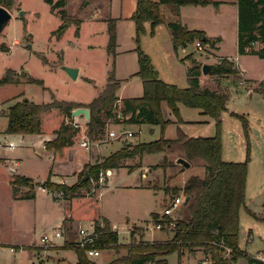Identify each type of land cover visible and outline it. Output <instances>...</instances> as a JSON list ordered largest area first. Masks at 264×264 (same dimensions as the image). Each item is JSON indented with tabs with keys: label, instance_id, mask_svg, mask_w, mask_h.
Listing matches in <instances>:
<instances>
[{
	"label": "crops",
	"instance_id": "obj_1",
	"mask_svg": "<svg viewBox=\"0 0 264 264\" xmlns=\"http://www.w3.org/2000/svg\"><path fill=\"white\" fill-rule=\"evenodd\" d=\"M213 1H218L219 4L215 5L213 3H208V5L205 6L194 4L182 5L179 7L178 15L172 13L169 5L161 4L165 20L155 27L153 34H150L149 32L150 23L145 22L144 31L139 34V43L136 42L135 22L130 19V16L135 11L137 6L136 0H63L64 5L54 10V13L56 12L55 14H57L59 9H64L66 10L69 17L71 16L79 19L81 22L78 25L77 33L75 31V38L68 43V48L72 49L71 53L68 54L69 57L65 54V49L61 48L59 50H55L57 59L52 60L46 56L49 63H43L51 68L56 66L61 68L62 66H67L70 68L76 67L78 72L76 78L80 76L85 82L93 83V77H91V75L87 72V69L90 68V64L88 65L86 63V58L88 55L97 56L100 60V67H108L106 69L107 73L105 85L107 83L109 73L112 71L114 78L119 82V86L116 91V108L113 110L115 117H108L105 119L104 113L102 112L101 117L105 119L106 123L105 134H97L98 137L93 139L88 136V121L84 117L81 118L74 115L72 116V114L68 115L63 113L59 108H55L51 111L43 112L41 114V126L38 134H11L7 133L6 131L8 126L7 107L13 103L15 97L18 99L21 97H27L29 100L38 104L50 101L54 93L49 98L46 96H41V98L34 99L32 96L26 95L25 91H21L15 96L0 100V264H6L8 260H11L9 264H35V261L38 259L40 261L42 258L50 264H67V262L74 264L76 263V254L74 250L61 248L57 249V247L61 246L64 241L72 238L71 235H73V233V238L74 240L76 239L78 229L77 226L79 228H93L94 220L99 219L101 216L107 218L112 228L118 232V241L120 237V227H122L123 231H126L130 236V228H132V225H140L142 223H139V221H136L137 223L135 221L131 222L129 220L118 222L103 209L101 210L99 208H97L98 210L93 211L92 214H89L86 210L92 199H96L98 195L104 193V191L109 190L110 188H145L154 192L155 194H157L159 190L163 189L166 194H170V191H167L166 188H163L162 178L160 177L161 179H159L156 177V175L147 171L148 163H146V155H149V153H145L142 156L135 154L131 157H126V159L120 161L119 167L109 168V174L106 177V181L104 182L103 186H92L90 189L82 188L80 190V196H75L73 198H66L64 195L57 196V191H50L46 187L45 189H42L39 188L38 185H31L33 187L34 197H23L24 193L29 190L28 185L19 186L17 191L18 196L14 197L12 194L11 184L13 176L19 175L22 177L25 176L31 178L35 184H40L42 181L44 183L46 181H50L52 183H65L67 185H73L76 181H78L80 177L79 174L86 166L102 160L112 152L124 147L125 144L141 143V141L132 142L129 137H133L135 135H138L139 137V135L142 134V127L144 125L149 126V129L154 134L156 133L158 135L162 134L163 132L164 138L177 139L176 137L178 127L181 128V130L186 133L188 137H194L198 135L188 132L189 128L205 125L206 123L208 125L212 124L211 120L204 118L207 115L202 114L197 108H194L197 110V112L196 116L193 118V116L188 113L189 111H187L193 108H189L179 102L177 104L179 107L181 121H177L167 104L164 102L161 103L164 118L172 121V123H169L163 129L161 128L160 124L158 125L147 122L140 123V119H136L135 122L131 123L124 122L125 119L131 116V112L126 113L124 117L122 116L121 111L124 108V98L140 97L144 90L143 80L137 75L138 53L135 51L137 46H139V48H141V50L150 57L154 69L157 70L159 77L163 81L174 85L176 84L182 88L188 87L186 69L187 61L184 63L182 58L192 53L185 50L188 45L191 44H188L187 46H179L176 51L177 53L173 52L172 37L170 35L168 26L170 22L179 20V22L188 30H201L204 32L206 37L217 38L218 40L215 42L212 48L215 51L214 55L216 59L218 60L219 58L227 57L233 61L236 68H238L237 73L227 74V76H218L213 73L205 75L201 73V75L198 77V83L201 89L216 90L221 86L228 92V100L226 101L227 108L226 111L222 113L221 120L223 114L233 112L228 108V103L231 99H234L235 102H245V104L250 102L253 105L254 102H261L264 105V85L262 87L260 86L262 82V84H264V57L260 58L256 54H252V59L250 60L255 64L256 67H258V71L254 72L251 70V68L248 69L247 66L241 62V57L243 56L238 55V52L236 55H230L228 53L225 54V51L223 50V46L228 39H230V42L237 44V0ZM48 6L51 8L50 4H48ZM26 9L27 7L23 6L21 0H15V7L12 10H9L11 11L12 16L14 12L15 16L21 17L22 13H24ZM110 18L116 20L117 37L115 56L107 53V43L109 40L107 26L108 20ZM72 23L73 22H70L67 27L70 28ZM8 24L3 29L0 36V46L4 44L9 47V50H0V54L3 51L6 53L11 52L12 44L18 45L20 43V37L14 33V27L11 30L8 29L6 32L4 31L8 27ZM54 30L55 28H50L49 31L54 33ZM66 30L67 29H65L64 32ZM86 32L89 33L86 35ZM22 35L25 37L26 42H29V34H26L25 29H23ZM59 36L58 38H60ZM29 45L30 44H28V46ZM28 48L31 47L29 46ZM258 48H260V46ZM30 51L34 54L40 53L32 48ZM231 56H234V59H231ZM216 62L217 61H209L205 63L209 64ZM160 68L163 70H160ZM20 71L21 69L17 72ZM61 71L64 72V70ZM64 73V75L67 74V72ZM231 76H233V80H235L236 84L235 86L228 88L222 84V81L225 79L228 80L231 78ZM66 77L69 76L66 75ZM22 82L25 84L26 81L23 79L17 84H7L18 86ZM185 82L187 84H185ZM27 84L29 85L32 83L26 82V85ZM105 85L102 87L95 86L93 91L87 88L88 96H72L69 98H60L57 97L56 94L53 96L60 100L88 104L93 98L97 97L104 90ZM44 87L47 89H43L41 87V90L49 92L50 88L46 85H44ZM135 88H137L136 93H134ZM87 108L89 109L90 116V108ZM136 113H138V111ZM211 119L213 120V118ZM114 120L116 122H113ZM62 123H71L78 128L76 134L71 138L72 143L64 146L61 151L57 152L53 149H47V141H51L55 138V131L62 125ZM112 125H116L117 127H129L130 125L137 127V130L133 131L132 129L126 127L122 130H119L117 127L112 129L109 128ZM108 130H113L116 132L118 131L117 134L121 136L110 137L108 133L106 135ZM125 132H131V135H122V133ZM115 141H117V143H115ZM9 142L13 143L12 147H9ZM83 142H85L86 145H83ZM116 144L119 145L116 146ZM108 145L110 146L108 147ZM109 148H111V150H108ZM160 152L162 156H167L166 151ZM179 152L177 151L173 160L170 159L174 164L176 158L180 156ZM133 157H138V160L136 161L137 165H135L133 169L130 170V162L128 158H132L131 160H133ZM178 171L181 170L178 169ZM120 174H127L131 175L132 177L133 175L137 174L139 176L132 184H122L118 182V177ZM185 180H183L182 184ZM156 181L158 183H156ZM96 190L97 193L95 194ZM174 197L170 196V200L167 201V204L164 205V207H166ZM23 203H28V209L33 213H38V219L40 220V223L44 225V228L54 229V232L59 230L63 231V236L55 239L54 246L46 245L43 243V241L41 242L40 238L35 239V237L32 235L26 237L25 241L20 239V237L24 235L27 236V232L25 230H16L21 221V212L18 211L19 205ZM249 205L246 206L243 204L247 212L251 210L255 214L253 215L251 212H249L254 223H249L251 227L249 228L247 237L244 239L245 246L242 245L243 242L241 241H239V245L241 250H243L246 254L251 255L254 258H258L264 262L263 246L255 250L253 253H248L246 249L248 244L250 242H254L255 240L264 245V239L260 234H258L257 230H255V226L260 228V224H264V222H261L257 218L264 216V199L258 204H255L254 200H250ZM177 210L178 209H176L170 216L173 217L172 215L176 213ZM83 211L84 213H82ZM149 211L150 214L152 212H157L154 210ZM162 212H157L160 218L163 215ZM148 217H150V219L146 221V223L150 222L149 224L152 225L153 228H151L152 230H146L145 228V237V231L144 233L142 232L140 234V236L143 234L142 238L144 240L163 242V240L171 238V227L156 229L154 228V223L151 222V216L149 215ZM83 223H86V226H83ZM14 231H16L18 234H15ZM165 232L169 233V236H167ZM137 234L138 232L134 233L132 236H136ZM111 250L114 251L113 248L102 249L100 254L107 253V255H109ZM201 253H203L207 259H201L198 261V264H200L202 261H205L206 264H212L209 255L205 254L202 247H197L193 251L186 253L184 256L187 259H195V257ZM111 258L105 260L103 263L109 262ZM240 260L242 259L240 258L235 262L227 264H240Z\"/></svg>",
	"mask_w": 264,
	"mask_h": 264
},
{
	"label": "trees",
	"instance_id": "obj_2",
	"mask_svg": "<svg viewBox=\"0 0 264 264\" xmlns=\"http://www.w3.org/2000/svg\"><path fill=\"white\" fill-rule=\"evenodd\" d=\"M137 6L130 16L136 25V42L139 43V34L144 31V23H150V34L154 33L155 27L162 23L164 13L161 4L169 5L172 13L178 15L179 7L182 5H208L213 3L218 5V1L213 0H136ZM52 9L62 7L63 0H46ZM0 5L12 9L15 7V0H0ZM239 7L238 21V40L237 50L240 54L253 53L264 57V45L255 49L251 43L262 42L264 44V0H237ZM57 13L61 20L70 23L72 19L64 9H59ZM170 35L172 37L173 52L177 51L179 46H187L195 40H200L204 44H209L212 48L217 38L207 37L201 30H188L179 20L168 24ZM65 29L61 25L54 30L59 35ZM77 33V30H76ZM109 40L107 43V53L115 56L116 47V20L109 19L107 26ZM0 50L8 51L9 47L2 44ZM138 53V72L137 75L143 80V93L140 97L124 98V108L121 111L124 117L126 113L131 112V116L124 122H135L140 119V123L147 122L160 124L165 128L171 120L165 119L162 111V102L168 105L177 121H181L178 102L189 108H197L202 114L215 120V133L209 137L194 136L188 137L181 128H177V139L164 138L163 132L153 141H143L138 144H125L121 149L112 152L102 160L88 165L79 174L78 181L73 185L65 183L45 182V187L50 191H62L64 197L73 198L80 196V190L91 186L93 177H99L100 172L109 170V168L119 167L120 161L135 154L142 156L145 153H156L160 151L179 149L180 156L184 157L189 163L197 160L205 162V174L189 176L181 186L166 188L171 194L177 196L180 191L185 198L186 203L182 202L177 210L178 217L173 218L170 215H162L160 218L157 212L151 213V222L162 225V228L171 227L172 236L170 239L161 241H148L132 239L127 244L119 243L118 232L112 228L107 218L101 216L94 220L93 227L97 232V244L101 249H114L116 256L109 262L103 264H168L166 256L176 252L180 259L182 255L193 251L197 247H202L205 254L209 255L212 264H227L237 261L239 257L247 258L249 264H264L258 258L246 254L241 250L238 240L239 235V209L245 200V184L247 178L248 158L243 161H225L222 158V141L220 137L221 115L226 111L228 92L221 86L216 90L201 89L198 83V77L202 73V63L196 60L194 52L182 58L187 61L188 87H179L176 84L166 83L159 77V73L154 69L150 57L144 53L139 46L135 49ZM177 53V52H176ZM40 58L45 64L48 59L44 55ZM233 61L229 58H219L216 62L213 74L218 76H227V74L237 73ZM5 75L0 77V86L7 83H20L23 79L27 83L38 84L43 89L41 78H35L32 75L21 70L17 72L11 68L6 69ZM263 83V82H262ZM261 83V84H262ZM119 82L114 78L113 71L109 73L104 90L90 103L82 104L75 101H65L57 99L52 95L48 102L34 103L27 97L14 98L13 103L7 108V133L11 134H38L40 131V117L43 112L59 108L63 113L70 115L74 107L87 106L90 108L88 120V136L97 138L98 135L105 134V119L115 117L113 110L116 108V91ZM147 106V107H145ZM138 111V113H136ZM104 113V118L101 113ZM241 117V116H240ZM242 118V117H241ZM243 119V118H242ZM113 122H116L115 120ZM78 128L71 123H62L56 129L55 138L47 141V149L61 151L64 146L72 143L71 138L76 134ZM160 166H172L174 163L164 156ZM85 170L89 177L83 180ZM12 194L17 197L19 186L28 185L29 190L23 197H34V183L29 177L14 175L11 181ZM32 185V186H31ZM22 197V198H23ZM184 201V200H183ZM255 215L251 210H249ZM264 222V216L257 217ZM142 230L139 226H134L131 235L136 231ZM74 237V236H73ZM57 247V249H72L76 254L75 264H100L89 258L83 247L75 244L74 238ZM225 247L229 248L227 252ZM121 250L123 252L121 253ZM181 260V259H180Z\"/></svg>",
	"mask_w": 264,
	"mask_h": 264
},
{
	"label": "rangeland",
	"instance_id": "obj_3",
	"mask_svg": "<svg viewBox=\"0 0 264 264\" xmlns=\"http://www.w3.org/2000/svg\"><path fill=\"white\" fill-rule=\"evenodd\" d=\"M21 3L24 7H27V9L24 11V13H22L21 17L15 16V13L13 12V16L9 20L8 27L4 30L6 32L8 29L11 30L14 27V33L16 35H19L20 38H18L20 39V43L18 45L12 44L11 52L6 53L3 51L0 54V77H3V75H5L4 73L8 68H12L17 71L21 69L36 78L38 77L43 79L44 85L48 86L50 90L49 92H45L41 90L42 88L40 85H26V82L25 84H23L22 82V85L20 84L18 86L7 84L0 86V100L6 98L8 99L12 96H15L16 94H19L21 91H25L26 95H30L34 97V99L41 98V96H46L49 98L53 93L60 98H69L72 96H88V89H91L93 91V89H95V86L102 87L105 85L107 73L106 69L108 67H100V60L97 56L88 55V57L86 58V63L88 65L90 64V68L87 69V72L91 75V77H93L94 80L93 83H87L80 76L75 79L66 74L72 79L71 80L69 77H66V75H64L65 71H61L63 70L61 67L56 66L54 68H51L45 65L40 56L37 55H45L48 58L54 60L57 59L55 50L64 48L65 54L69 57L68 54L71 53L72 49L68 48V43L75 38V31L77 30L78 25L81 22L79 19V23H77V20L72 19L70 22L73 23L70 28H68L67 25L69 23L61 20L60 15L58 13L55 14L56 12L54 13V10L56 8H50L46 0H21ZM238 15L239 7L237 5V16ZM61 25H65V29H67L65 32L63 31L64 33L62 32L59 34L61 36H59L57 32L53 33L49 31L50 28H55L56 30ZM23 29L26 30V34H29V42H26L25 37L22 35ZM88 33L86 32V35ZM58 36L60 38H58ZM28 44H30L29 46L32 49L37 50L40 53H32L30 51L31 48H28ZM262 45H264L262 42H255L254 48L257 49ZM236 47L237 44L230 42V39H228L223 46V50L225 51V54L228 53L230 55H236L238 52ZM212 48L209 47L208 50L197 51L195 49V43L192 42L191 45H188L185 50L187 52H194V57L197 58L196 60L204 64L205 62L209 61H217L214 55L215 51ZM252 54L253 53L240 54L238 52V55L243 56L241 57V62L245 64L248 69L251 68L252 71L257 72L258 67H256L255 64L250 60L252 59ZM68 57L67 59L69 60ZM233 57L231 56V59H234ZM183 62L186 63V61ZM161 69L162 68H160V70ZM185 84L187 83L185 82ZM222 84L230 88L232 86H235L236 82L235 80H233V76H231V78H229L228 80L225 79L224 81H222ZM263 85L264 84H261L260 86L262 87ZM136 91L137 88L134 89V93H136ZM228 108L233 112L223 114L220 127L222 158L227 161L231 160L239 162H243L248 158V173L245 187L246 192L244 205L248 206L250 200H254L255 204H258L261 202V200L264 199V105L261 102H254L253 105L250 102H248V104H245V102H235L234 99H231L228 103ZM187 111H189L188 113L193 116V118L194 116H196V109L193 108ZM204 118L207 120H211L212 122H210L212 124L208 125L206 123L205 125H199L198 127L189 128L188 132H192L191 134L195 133V135L204 137L213 135L216 130L214 120H212L208 116H205ZM116 127V125H112L109 128L112 129ZM125 127L130 128L133 131L137 130V127L130 125L129 127L121 126L117 128H119V130H122ZM149 128V126L144 125L142 127V134H140L139 137L138 135H135L133 137H129V139L132 142L156 140L160 136V134L157 135L156 133H152ZM108 131L106 132V135ZM115 133L117 134L118 131H115ZM115 143H117V141H115ZM118 145L119 144H116V146ZM109 146L110 145H108V147ZM108 150H111V148H109ZM177 151L179 152L178 147L173 148L172 150H167L166 153L168 158L173 160ZM180 154L181 152H179V155ZM163 158L164 156H162L161 152L149 153V155H146V163H148L147 171L151 174L156 175V177L159 179L162 178L164 189L170 188L171 186H181L183 180L191 175L197 174L202 176L205 174V162L202 160H197L191 163L189 167L178 171V169H180L181 167L179 163L169 167L160 166V162ZM128 159L130 162L129 168L131 170L135 165H137L136 161L138 160V157H133V160H131L132 158ZM139 175L135 174L132 177L131 175L120 174L118 177V182L122 184H132L135 180H137V177ZM107 176L108 175H105V181ZM96 178L97 177L92 178L91 186L87 187V189L92 188V186H103L104 181L101 183ZM156 183L158 182L156 181ZM161 190H159V192L155 194L154 192L149 191L145 188H110L109 190L104 191V193L98 195L96 199H92L90 205L86 210L89 214H92L93 211L98 210L97 208L101 210L103 209L105 212H107V214H109L112 218H114V220H117L118 222H124L125 220H129L131 222L139 221V223L142 224H135L132 225V228H130V230H132L134 226H139L140 228H142V230L135 232H138L136 236H129V234L126 231H123L122 227H120L119 242L126 243L132 239L139 240L140 237L142 238L143 234L140 236L142 232L144 233L145 231V237L146 230H152L151 228H153L152 225L149 224L150 222L146 223V221L150 219V217L148 216H151L149 210L162 212L164 209V205H166L167 201L170 200L169 197H173L171 192H169L170 194H166L163 189ZM96 193L97 190L95 191V194ZM181 193L182 191H180L178 195ZM18 211L21 212V221L16 230L21 229L27 232V236L24 235L20 237L22 241H25V238L29 235L34 236L35 239H41L42 235L45 232L49 235H52L54 233V229H47L43 227L44 225L40 223V220L38 219V213H33L32 211H30L28 209V203L20 204ZM82 213H84V211ZM172 216L173 218L178 217V212L174 213ZM252 222L253 221L251 214L246 211L243 205H241L239 209L240 232L238 235V240L243 242V246H245L244 239L247 237V233L249 231V228L251 227L249 223ZM83 226H86V223H83ZM259 227L260 228H258V226H255V230H257L258 234H260L264 239V224H260ZM77 228L79 229L78 226ZM14 232L15 234H18L16 231ZM165 233L167 234V236H169V233ZM71 236L73 237L74 233ZM262 246L264 248V245L262 243L255 240L252 243L250 242L246 249L248 253H253L255 250L261 248ZM122 252L123 251L121 250V253ZM105 254L102 253L98 256H95L93 260L101 264L105 260L116 256L113 250L110 251L109 255H107V253ZM184 255L181 256L180 260L176 252L168 254V264H198V261H200L201 259H207L205 258L203 253L196 256L195 259H187ZM240 258L242 259L240 260V264H248L247 258L239 257V259ZM38 261L39 259L34 263L38 264ZM9 262H11V260H8L6 264H9ZM67 264L71 263L67 262Z\"/></svg>",
	"mask_w": 264,
	"mask_h": 264
},
{
	"label": "built area",
	"instance_id": "obj_4",
	"mask_svg": "<svg viewBox=\"0 0 264 264\" xmlns=\"http://www.w3.org/2000/svg\"><path fill=\"white\" fill-rule=\"evenodd\" d=\"M195 49L197 51H203V50H208L209 49V44H204L202 43L200 40H195ZM252 45H255V43H251ZM108 135L110 137H119L121 135H118L115 133V131L111 130L108 132ZM122 135H127L130 136L131 132H125L122 133ZM83 145H86L85 142H83ZM13 143L9 142V147H12ZM109 174V170H106L104 172H100L98 175V180L102 183L103 181L105 182V175ZM57 196H63L62 191H58L56 192ZM184 200V196L181 193V195L179 196H175L172 201L166 206L164 207V210L162 212V214H166V215H171L176 209L179 208V205L183 202ZM154 228L156 229H162V225L160 224H153ZM63 236V231L59 230V231H55L52 235H49L47 233H44L41 237V242L43 241L44 244L46 245H50V246H54V241L56 238L62 237ZM75 244L81 246L84 248L86 255L93 259L95 256L100 255L101 253V248L98 247L97 244V232L95 231V228H86V227H80L77 231V236L75 239ZM226 251L229 252L230 249L225 247ZM263 260V259H262ZM38 264H50L49 262H46L43 258L38 261ZM200 264H206L205 261H202Z\"/></svg>",
	"mask_w": 264,
	"mask_h": 264
},
{
	"label": "water",
	"instance_id": "obj_5",
	"mask_svg": "<svg viewBox=\"0 0 264 264\" xmlns=\"http://www.w3.org/2000/svg\"><path fill=\"white\" fill-rule=\"evenodd\" d=\"M11 11L3 6L0 5V36L2 34L3 29L6 27V25L8 24V21L11 19ZM206 35L204 37V39H206ZM216 63H204L201 66L202 69V74H210L212 73V71L215 69ZM62 69L67 72V74L71 77V78H76L77 76V68L76 67H67V66H62ZM72 116H78V117H84L87 121L89 120V109L87 107H76L73 109V111L71 112ZM180 164V170L184 169L185 167H189L190 163L182 156H178V158H176L175 160V164ZM89 177L88 175V171L85 170L84 172V176H83V180H86ZM39 188L45 189V183L42 181L40 182V184L38 185ZM188 201V198L184 199V203H186ZM75 264V263H74Z\"/></svg>",
	"mask_w": 264,
	"mask_h": 264
}]
</instances>
